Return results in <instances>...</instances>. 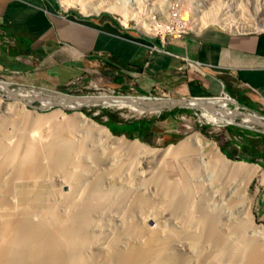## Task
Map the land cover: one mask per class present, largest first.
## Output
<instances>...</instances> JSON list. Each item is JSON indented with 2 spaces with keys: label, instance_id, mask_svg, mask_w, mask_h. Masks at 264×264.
I'll use <instances>...</instances> for the list:
<instances>
[{
  "label": "bare ground",
  "instance_id": "obj_1",
  "mask_svg": "<svg viewBox=\"0 0 264 264\" xmlns=\"http://www.w3.org/2000/svg\"><path fill=\"white\" fill-rule=\"evenodd\" d=\"M80 4L79 9L84 14H96L99 11H104L121 14L124 16V20H122L124 23L128 19L125 17L126 13L122 10L119 1L106 0L90 6L84 3ZM208 16L209 21L215 20L214 15ZM236 24L235 26L231 24V28L239 31L240 28L241 30L244 28ZM253 26H255L253 29L264 28V22ZM193 27L198 30L200 24L196 23ZM7 87V84L0 83V89L4 92L7 91ZM105 96H100L98 99L65 97L57 102L60 107L67 105L74 111L73 113L78 111L76 117H72L71 124L74 129L75 125L83 127L85 133L83 136L88 137L91 134L92 137H89L91 140L89 138L85 140L88 143L89 141L96 142L98 149H94L99 150V153L91 148V144L88 146L84 140L83 143L79 142L80 140L76 142L70 136L72 134L68 135L67 132V135L53 138L52 141H48V144H42L44 140L41 139H39L41 143H38L37 138L34 140L33 135H29L30 130L28 134L21 129L18 131L20 127L16 129L17 120L15 121L14 118L6 120L9 118L2 117L3 119H0V131L3 133L0 132L2 134L0 137V205L6 207L5 211L0 212V264H264V229L261 227L259 230L252 226L253 219L249 203L244 197V189L247 184L245 177H251L259 169V166L230 161L217 150L212 153V160L206 159L203 152L209 143L203 142L197 134H191L175 146L164 149H153L137 140L114 136L106 127L94 123L78 109L86 104H102L141 113L143 109H155L159 106L157 103L136 101L133 97ZM55 98L53 97V99ZM12 100L21 102L14 97ZM26 102H23L25 106ZM232 102L233 99L230 98L216 99L213 103L217 104L218 109L214 113L208 114V118L213 122L226 121L229 123L235 120L239 115L232 109L226 108L227 104ZM41 103L42 107L54 104L49 97H42ZM17 106L24 108L20 104ZM0 107L4 109L1 111L3 114L11 117L14 114L12 104L0 102ZM240 119L244 124L258 122L253 116L244 115ZM6 124H11V126L5 129ZM15 129L16 131H14ZM75 132L77 136L82 137L80 134L83 133H80L79 128H76ZM93 150L97 152V157H94ZM124 152L134 153L138 156L144 162L146 169L150 164L153 165L151 170L155 168L156 163L167 156L180 157L189 165L199 164L198 170H203L204 175L207 174L205 175L208 177L207 181L211 182L209 185L217 184L218 181L221 185L228 180L233 181L232 178L240 175L242 180L238 186L244 188L242 191L237 186H233L227 195V203L223 206L221 204L220 207L210 208L204 202V206L195 207L194 211H191L192 208L185 211L191 207L187 204L191 200L185 197L187 195L184 196V193L188 191V189L186 190L187 182L190 180L198 182L200 176L186 178L181 186L182 190L178 192L175 185H168L162 178L156 177L158 175L156 172L142 171L141 166L134 164L133 158L124 162L121 156ZM91 157V160L94 161L91 163L94 165L89 164ZM117 157L120 161L116 159L115 163H112L111 160ZM101 159H103L102 163ZM44 160L47 161L46 166L43 165ZM51 172L59 174L57 182L68 186L66 193H57L59 188L51 184L52 182L47 183L46 181L45 183L53 187V198L46 204L45 212L30 213L27 205L23 212H13L15 211L13 208L12 211L9 210V206L13 207L14 202L11 200L14 197L17 198L18 204L20 201L21 204H24L16 192L15 182L24 183L23 188L28 189L33 187L36 181L44 182L46 178L43 177H46L47 174L48 180ZM64 172H67L68 175L72 174V177L68 180H66L67 177L64 178L63 182ZM261 172V179L264 182V170ZM124 174L128 179L130 176L135 180V175H137L139 187H142L143 191L149 187L146 184H151L146 183L147 180L152 179L157 187L155 189L152 186L153 193H157L155 197L158 199L157 203H151L150 199L139 192L141 190L133 192L131 198H125L124 207L130 204L126 211H121L123 219L113 216L118 219L117 222H121L119 225L115 224L116 227L110 224L112 225L111 229L115 228L114 230H110V227L107 228L111 217L109 223L108 220L105 222L108 218L103 217L106 219L102 224H108L106 228L111 232L107 231L110 234L107 239L105 227L101 226V228L104 227L103 231L99 227L102 232L100 234L104 233L102 239L105 236L107 240L104 238L103 241L96 242V235L100 231L96 226L102 225L98 223L103 219L96 222L98 225L94 224L93 215H96L94 212L97 211L103 216L106 212L105 209L116 208V205L124 199L128 189L125 190V186L121 187L122 183L121 185L115 183L128 182L127 180L123 181ZM214 178L215 182L213 183L210 180ZM48 181H52V179ZM59 183L57 184L59 185ZM230 183L232 184V182ZM220 185L217 184L216 188L221 189ZM181 191H185L183 195L179 194ZM9 192L13 198L10 197L6 200L5 194ZM164 196L167 197L168 206L176 211H159L162 206L158 211H154L155 206L163 204ZM10 203L13 204L10 205ZM222 207L226 211H223ZM135 208L138 211H133ZM114 210L116 211V209ZM113 220L115 221L112 218ZM93 225L99 230L96 235Z\"/></svg>",
  "mask_w": 264,
  "mask_h": 264
},
{
  "label": "crops",
  "instance_id": "obj_2",
  "mask_svg": "<svg viewBox=\"0 0 264 264\" xmlns=\"http://www.w3.org/2000/svg\"><path fill=\"white\" fill-rule=\"evenodd\" d=\"M0 77L28 101L83 85L162 98L226 93L264 113V30L208 25L162 44L107 14L64 12L55 0H0ZM256 211L264 223V198Z\"/></svg>",
  "mask_w": 264,
  "mask_h": 264
},
{
  "label": "rangeland",
  "instance_id": "obj_3",
  "mask_svg": "<svg viewBox=\"0 0 264 264\" xmlns=\"http://www.w3.org/2000/svg\"><path fill=\"white\" fill-rule=\"evenodd\" d=\"M103 1H106V0H55L60 10L64 12H71V13L82 14V15H92V14H84L82 11H80L79 9L81 5L80 3H84L87 6H90L92 4H96L98 2L101 3ZM107 1H110V0H107ZM114 1L121 2L122 10L124 11V13L127 14V16L126 14H124L125 17L128 18V19L125 18L126 19L125 23L124 21H122L124 20V16H121V14H118V13H107L104 11H99L96 14L110 15L114 20L120 22L122 25L124 24L127 27H132L136 30L141 31L143 34H146V35H151V34L153 35L154 33V28L152 27L153 25L155 26V29H158L156 27V24L160 25V23H164V21L168 18L171 5L173 6L174 3L177 4V7L181 11L180 14L185 20L189 21V23L191 22V24L194 26L196 23L200 24L199 29H201L204 26H208V25H216V26H221L230 31H236V32H243V31L249 32V31L264 30V28L253 29L255 27L253 25L257 23L261 24L264 22V0H213V1L211 0H152V1L151 0H114ZM208 14L209 16L211 15L215 16V20L213 22L209 21V18H207ZM260 19H263V20H260ZM231 24L234 26L235 24L240 27L243 26L244 28H242L241 30V28L239 27L240 31L235 30L234 28H231L230 26ZM0 82H4L8 86V80L5 77H0ZM8 87L12 89L10 86ZM60 92L63 94H68L70 96H75V97H84V96L92 97V96H103V95H106V96H109V95L122 96L123 95V96L137 97V96L143 95V94L137 93L134 90L125 91V92L121 90L112 91V90L103 89V88L85 87L83 85L73 86L72 88L66 87L60 90ZM5 93L3 90L0 89V102L5 103V104H12V107H13L12 111L14 114H12V117L5 113L3 114V112L1 111H3L4 109L0 107V119H3L2 117L9 118L6 120H10L14 118L15 121L17 120L15 123L16 129L17 127L18 128L20 127L18 131L21 129L22 131L24 132L26 131V133H28L30 130V134L29 133L28 134L31 136L33 135L34 137V138L31 137V138H33L34 140L37 138V140L39 141L38 143H41V140L42 141L44 140L42 144H48L50 141L53 140V138H56L58 136L60 137L62 135L72 134L70 136L76 142L80 140L79 142L83 143V140H84V142L85 141L87 142L88 146L90 144L92 145L91 147L92 149L94 148L98 149V144L96 142L89 141L88 143V141L85 140V139H88L91 136V134H89V136L87 135L88 137L83 136L85 135V133L83 132L84 130L83 127L81 126L79 127L75 125V129L79 128L81 131L80 133H83V134H80L82 137H79L76 135L74 126L71 124V120H72V117H76V114L78 111H75V113H73L74 111L68 108L67 105L66 106L62 105L60 107V105L57 102L65 98L64 96L56 97L57 94L47 93L46 96L44 97L51 98L54 104L51 106L42 107L41 99L40 100L37 99L35 101L26 100L27 103H29L30 105L26 104L25 106V104L23 103L24 102L23 100L19 99L21 100V102L18 103L16 100L9 99ZM33 95L34 94H30V96H33ZM228 95L231 98H233L232 95L230 94ZM144 96H148V95H144ZM53 97H56V98L53 99ZM223 98L226 99L228 97L225 96ZM19 104L23 105L24 108H19L17 106ZM237 105L238 104L228 103L226 108L228 110H231L235 108ZM182 109H188V111L187 112L179 111L175 114L168 115L165 119H159V117L163 113H170L169 111L173 109L158 110V111H155V113L153 111H146V112L144 111L145 113L142 111L141 113H139L136 111L129 110L127 108H119V107L117 108L116 106H107V105H102V104H98V105L86 104V106H83L79 108L78 110H80L87 118L92 120L94 123L100 126H103V127H106L105 124L103 123L106 120V118L102 116V113L105 111L115 114L119 119H122L125 121L126 120L129 121L132 119H139V118H146V119H150L151 117L156 118L155 122L153 123V127H152L153 130H151L150 137L140 140L136 137L127 138L124 135H114V136H124L125 138L129 140H137L139 143L147 145L153 149H164L166 147L175 146L187 136L191 134H197L198 137L203 142L206 141L209 143V146H207L203 152L204 153L203 156L206 159L209 158L210 160H212V153H214L216 150L218 151V153L223 154L225 156L223 150L226 149L234 157V158H228L225 156L230 161L258 165L259 169L251 177H245V180H247V184L244 189V197L249 203V209H250L252 219H253L252 226L255 227L256 229L259 228V230L261 227L264 229V223L261 222L262 217L259 216L261 214V211H256V208L259 207L263 203V198H264V182H262V179H261V173H262L261 171L264 170V167L261 164H264V158L260 156L261 153H264V130H263L264 127L259 126L255 123H247V124L242 123L240 119L242 115H239V117H236L235 120H232L229 123L226 121L213 122L208 118L209 117L208 114L210 113L201 108H193V109L192 108H182ZM239 109L250 110V111L256 112L260 116L264 115L262 111H258L257 109H253V108L250 109L247 106H243V108L239 106ZM14 116L17 118H15ZM94 118L100 119L101 122L96 121ZM10 126L11 124H6L5 129L9 128ZM16 129L14 131H16ZM2 134H0V137H2ZM89 140L91 139L89 138ZM244 147H245V150L242 151L241 149H243ZM94 150L92 151V153L94 154V157H97L98 154L96 153L97 152L99 153V150H95L97 152H94ZM107 153H109V151H107ZM121 156L124 162H126L127 159L129 158H133L134 164H138L139 166H141V170L144 172H151V173L156 172V175L158 174L157 176L155 175L156 177L162 178L165 182H167L168 185L170 184L175 185L176 188L178 189V192L179 190H182L183 187L181 186L183 185L186 178L191 179L196 176L198 177L200 176L198 179L199 180L198 182H193L192 180L187 182L186 190L188 189V191L187 192H185L186 190L183 191L185 192L184 196L187 195L185 197L191 200L189 203L186 202L191 207H188L185 211H189L191 208H192L191 211H194L195 207L202 206L204 202L210 208L220 207L221 204L223 206L224 204L227 203V200H226L227 195L230 193L233 186L234 187L237 186V188L242 191L244 188V187H241L240 185L238 186V183H241V180H242L240 175H236V177L232 178L233 181L228 180V182H223V184L221 185L219 183L220 181H218L217 184L220 185L221 189L216 188L217 184L209 185V183L211 184V182L208 183L207 181L208 177L205 176L207 174L204 175L203 170H198L199 164H197L196 166L191 165V164L189 165L187 161H184L180 157L174 158L171 156H167L162 161L156 163V165L154 161H152V163L155 165L154 166L155 168L151 170L150 168H152L153 165L151 164L150 166L148 165L149 168L146 169L144 162L140 160V158L136 156L134 153L124 152L123 154H121ZM103 158H105V156H103ZM91 159L92 157L90 158V160ZM116 159L120 161L117 157V158H113L111 162L115 163L114 161ZM246 160H249V161H246ZM102 161L103 159H101L100 162L102 163ZM46 162L47 161L44 160L43 162L44 166L47 165L45 164ZM91 162L94 163V161L91 160L89 161V164H92ZM54 174L55 173L51 172L50 175L53 176ZM50 175L48 177L49 178L48 180L52 179V181L47 180V176H48L47 174L46 177L45 176L43 177L44 179L46 178V180L42 178L44 182L36 181L34 183V186L28 189L23 188L25 185L24 183L15 182L16 192L19 195V199H21L24 202V204H21V201L18 204L17 198L14 197L15 198V201H14L13 200L14 198L12 197L13 195L10 196L11 195L10 192H9L10 194L6 193L4 198L7 200V198L12 197L13 199L11 198L12 199L11 201L14 202V204L10 203V205L13 204V207L9 206V210L12 211V208H13L15 209V211L13 212H23L26 210L25 206L27 205L29 207L30 211L29 210L28 211L30 213H34V211L38 214L39 212H45L47 210L46 204H48V202L53 198V187H51L47 183L52 182L51 184L59 188L57 193H66L68 191L66 189L68 188V186H64L63 184L57 182L58 181L57 175L59 174H55L53 177ZM66 177H67L66 180H68V178L71 179L72 174L68 175L67 172H64L62 181ZM135 177H136V180L134 178H131L130 176L128 179L127 175L124 174L122 176V179L125 178L123 179V181L127 180L128 182H125V183L115 182L116 184H120V185L122 183L121 187L125 186L124 189L125 190L128 189L129 191L128 190L126 191V195L124 199L118 203L119 205L118 204L116 205L117 206L116 208H112L113 210L109 208L105 209L106 212H104L103 216H101L102 214L98 213L97 211H96L97 213L94 212V214L96 215H93V219H95L94 224L96 225L102 224V222L105 221L104 219L106 218L108 219H106L105 222H107L108 220V223L110 219L111 221H112V218L115 219V221L114 220L112 221L114 224L110 221L109 225L106 223H103L104 225L103 224L98 225V227L96 226V228L99 229L100 227V229H102L103 231L105 227L106 232L108 231L109 233L111 232L110 230H114L115 229L114 227H116V225H119L121 223V222H117L118 219L116 218L120 217L119 219H121L122 218L121 211H126L130 204L129 203L127 207L126 206L124 207L125 198L127 199L131 198L130 196L131 194H134L133 192L141 190L139 192L143 193L147 199H150L152 201L151 203L153 202L157 203L158 199L155 198L157 196V193H153L152 186L155 189L157 187H155L156 185L155 183H153L152 179L147 180L146 183H151V184H146V186H149V187L146 188L145 191H143L142 187H139L140 185L138 184V181H137L139 178H137V175H135ZM111 179L113 181L112 177ZM46 181L47 183H45ZM210 181L214 183L215 178ZM230 182H232V184ZM57 183H59L60 186ZM181 192L179 194L183 195V192L182 194ZM6 195H8L9 197ZM166 198H167L166 196L163 197L164 199L162 200L163 204L155 206L154 211L156 210L158 211L161 206H162V209H160L159 211H164V210L165 211H176L174 208H171L170 206H168L166 202ZM14 205H15V208H14ZM5 208H6L5 206L0 205V212L5 211L4 210ZM123 208L124 209L126 208V209L124 210ZM114 209H116V211ZM222 209L223 211H226L225 208L222 207ZM108 211H113V212H108ZM133 211H138V210L135 208ZM99 215L100 217H98ZM96 216L98 219L96 218ZM104 216H106V218H103ZM113 216H116V218ZM99 221L101 222L97 224L96 222H99ZM110 224L114 226L113 227L114 229H111L112 225ZM106 225H108L107 228L110 227V230L106 228ZM93 226H94L93 229L96 230V231L94 230L95 235H96V233L100 229L98 230L95 228V225ZM101 226H104V227L101 228ZM108 232L106 233L107 235H105L106 238L108 237L107 239H109L108 235H110ZM98 233L96 235L97 238L95 239V241L96 242L98 240L103 241L105 236H103V239H102V235H104V233L101 235L100 234L102 233L101 230ZM106 238L105 240H107Z\"/></svg>",
  "mask_w": 264,
  "mask_h": 264
},
{
  "label": "water",
  "instance_id": "obj_4",
  "mask_svg": "<svg viewBox=\"0 0 264 264\" xmlns=\"http://www.w3.org/2000/svg\"><path fill=\"white\" fill-rule=\"evenodd\" d=\"M4 84V83H3ZM7 93H5L7 95V97L9 99H12V97L16 98V99H21L24 102H26L24 96L22 95H18V93L10 90L8 87L6 88ZM12 92V93H11ZM49 96V95H48ZM66 97V98H85L84 97H75V96H70L68 94H63V93H57L56 97ZM95 99L100 98V96H92ZM106 97V96H105ZM110 97H114V98H129L126 96H110ZM46 98V97H45ZM38 100H40L41 98H37ZM33 101L32 98H29V101ZM134 100L136 101H147L150 103H157L159 107L155 108V109H143V111H158V110H164V109H174V108H201L209 113H214L217 109L218 106L217 104L210 102L209 100L203 99V98H167V99H160V100H151L148 98H143V97H138V98H134ZM236 101L234 100L235 103ZM27 105H30L29 103L26 102ZM232 111L236 112L238 115H247V116H253L255 117L258 122H256L255 124L264 127V115H258L256 112L250 111V110H241L238 109V107H235L232 109ZM108 129V128H107ZM109 130V129H108ZM111 133V132H110Z\"/></svg>",
  "mask_w": 264,
  "mask_h": 264
},
{
  "label": "built area",
  "instance_id": "obj_5",
  "mask_svg": "<svg viewBox=\"0 0 264 264\" xmlns=\"http://www.w3.org/2000/svg\"><path fill=\"white\" fill-rule=\"evenodd\" d=\"M180 13H181V11L177 7V4L174 3L173 6L171 5L168 18L164 21V23H160V25L156 24V27L158 29H155L154 25L152 26L154 28V33H153V35L151 34L152 36L143 34L139 30L138 31L146 37L157 39L162 44L165 43L166 39H168V38H181L184 35H186L187 33L196 32L197 30L193 27L191 22L189 23V21L185 20L181 16ZM243 32H245V31H243ZM150 49L159 51V49L156 46L155 47L151 46ZM186 65L188 66L189 69L194 70V71H200L201 68H203V65H201L200 63L189 61V60H186ZM0 83H4V82H0ZM225 96L230 97L229 95L224 93L218 97H210V98H203V99H206V100H209L210 102H213L216 99H220V98L225 97ZM126 97H130V96H126ZM138 97L148 98L151 100L162 99V97H158V96H144V95L133 97V98H138ZM236 107H239V106H236Z\"/></svg>",
  "mask_w": 264,
  "mask_h": 264
},
{
  "label": "trees",
  "instance_id": "obj_6",
  "mask_svg": "<svg viewBox=\"0 0 264 264\" xmlns=\"http://www.w3.org/2000/svg\"><path fill=\"white\" fill-rule=\"evenodd\" d=\"M179 111L187 112L188 109L182 108H175L170 113H163L159 119H165L168 115L175 114ZM102 116L106 118L103 122L105 126L109 129V131L113 135H124L127 138H138L144 139L150 137L151 135V125L155 122L156 118L151 117L150 119L146 118H139V119H132L129 121H125L119 119L115 114H112L108 111L102 113ZM96 121L101 122L100 119L94 118ZM242 151L245 150V147L241 149ZM224 154L228 158H234L232 154L229 153L226 149L223 150ZM260 156L264 158V153H261ZM243 160V159H242ZM249 161V160H246ZM264 167V164H261Z\"/></svg>",
  "mask_w": 264,
  "mask_h": 264
},
{
  "label": "clouds",
  "instance_id": "obj_7",
  "mask_svg": "<svg viewBox=\"0 0 264 264\" xmlns=\"http://www.w3.org/2000/svg\"><path fill=\"white\" fill-rule=\"evenodd\" d=\"M139 32V31H138ZM13 89V88H12ZM11 90V89H10ZM15 92V90H13ZM5 93V92H4ZM109 96H116V95H109ZM231 98V97H230ZM162 99H167V98H162ZM233 99V98H232ZM235 99H233L234 102ZM236 101V100H235ZM234 104H237V102H235ZM238 106V105H237ZM239 108V107H238ZM246 110V109H245Z\"/></svg>",
  "mask_w": 264,
  "mask_h": 264
}]
</instances>
